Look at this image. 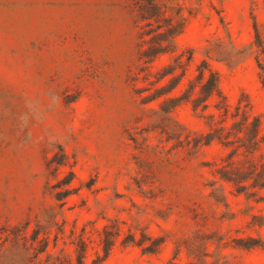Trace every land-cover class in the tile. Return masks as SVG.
Masks as SVG:
<instances>
[{
  "label": "rangeland",
  "instance_id": "1",
  "mask_svg": "<svg viewBox=\"0 0 264 264\" xmlns=\"http://www.w3.org/2000/svg\"><path fill=\"white\" fill-rule=\"evenodd\" d=\"M135 1L0 0V264H78L82 239L86 264H264V0H158L185 17L172 95L204 61L218 78L171 120L143 102L173 55L138 58Z\"/></svg>",
  "mask_w": 264,
  "mask_h": 264
},
{
  "label": "trees",
  "instance_id": "2",
  "mask_svg": "<svg viewBox=\"0 0 264 264\" xmlns=\"http://www.w3.org/2000/svg\"><path fill=\"white\" fill-rule=\"evenodd\" d=\"M135 5L137 7L138 16L140 21L143 22L140 39L142 42V49L139 51L138 58L142 60L147 66H150L153 61L160 58L163 55L172 54L173 62L163 67V71L159 73V76L156 77L155 81H161L165 79L168 75V81L159 86L154 90V92L143 96V102H149L152 100L159 101V110H156L162 118L171 120V111L175 109L179 104L189 102L191 103L192 110L197 112V109L201 107L204 109L206 107V101L214 93L218 92V78L217 75L207 68L206 62L204 61L199 67L197 80L196 82H191L189 87L183 92L180 96L172 95V92L178 87L181 82L183 75H185V60L180 56L175 54V43L174 38L176 35L181 33L185 24V17L182 14H179L175 18L167 15L168 5L165 2H159L158 0H136ZM191 56L187 58L189 62ZM145 68V69H146ZM143 69V67L141 68ZM181 69L179 74H176V71ZM260 69L263 70V67L260 65ZM207 71V74H206ZM261 83L264 86V77L261 78ZM197 85L199 86L198 91ZM193 94H196L194 97ZM259 120L255 119L251 123V134L248 137L251 145H256L258 142V131H259ZM167 128V127H166ZM168 139H175L177 143H182L183 141L188 142L187 138L179 131H167ZM208 140L206 143H208ZM198 142H193V145H197ZM61 159L54 162V159H51V162H54L53 171L59 172L60 168L65 166L67 162L65 161L66 154L61 149ZM261 180L256 182L255 185H258L260 188L264 187V172L261 173ZM75 178L73 170H69V175L58 179L56 184H54L53 196L63 205L69 196L75 193L74 188L72 187V181ZM247 179V177H246ZM24 228L17 229L22 231ZM38 237V231H35L32 239L35 240ZM112 236L106 238V245L104 247V256L107 255L108 251L112 245ZM42 248L40 252L44 251L47 247V241L43 239ZM86 250L85 241L82 239L80 241V248L77 253V263L86 264L84 261V255ZM100 261L95 262L94 264H99Z\"/></svg>",
  "mask_w": 264,
  "mask_h": 264
}]
</instances>
